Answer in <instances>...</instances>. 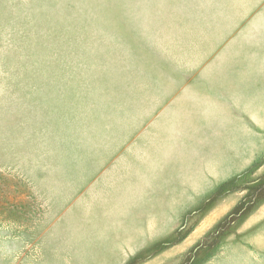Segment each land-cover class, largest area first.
I'll list each match as a JSON object with an SVG mask.
<instances>
[{"label":"rangeland","instance_id":"rangeland-1","mask_svg":"<svg viewBox=\"0 0 264 264\" xmlns=\"http://www.w3.org/2000/svg\"><path fill=\"white\" fill-rule=\"evenodd\" d=\"M250 4L0 0V264H264V150L122 259L102 219L101 183L132 147L173 142L164 103Z\"/></svg>","mask_w":264,"mask_h":264},{"label":"crops","instance_id":"crops-1","mask_svg":"<svg viewBox=\"0 0 264 264\" xmlns=\"http://www.w3.org/2000/svg\"><path fill=\"white\" fill-rule=\"evenodd\" d=\"M250 6L252 13L243 8L228 15L205 44L200 75L180 81L164 103L155 122L165 136L170 126L173 142L132 147L101 183L115 201L102 209L117 232L108 261L176 228L203 192L232 179L264 150V0ZM154 198L162 200L161 209Z\"/></svg>","mask_w":264,"mask_h":264}]
</instances>
